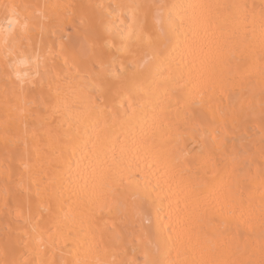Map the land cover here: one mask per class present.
Instances as JSON below:
<instances>
[{
	"label": "snow or ice",
	"instance_id": "6c2138e0",
	"mask_svg": "<svg viewBox=\"0 0 264 264\" xmlns=\"http://www.w3.org/2000/svg\"><path fill=\"white\" fill-rule=\"evenodd\" d=\"M0 105V264H264V0H0Z\"/></svg>",
	"mask_w": 264,
	"mask_h": 264
},
{
	"label": "bare ground",
	"instance_id": "6f19581e",
	"mask_svg": "<svg viewBox=\"0 0 264 264\" xmlns=\"http://www.w3.org/2000/svg\"><path fill=\"white\" fill-rule=\"evenodd\" d=\"M19 2V0H17ZM28 2L31 3H38V4H44V3H52V2H61V3H68L73 5H82V4H96V3H115L118 2V0H28ZM120 2H123V0H120ZM148 2H152V0H148ZM194 2H228V0H194ZM248 3H254L259 4L260 0H247ZM206 111L208 112V115L211 116V111L209 109H201L197 108L196 112ZM2 124H3V109L2 105H0V201L3 200L4 197V182H3V168L5 165V151L3 147V137H2ZM254 131H258L257 128L254 129ZM199 141H196L194 137L189 136L188 139L185 142V147L190 153H195L199 150ZM143 208L145 211V214H151L150 219L154 222L156 220V211L152 204L151 200H144L143 202ZM165 219L164 215L160 216V220L163 221ZM4 227V220L2 214H0V232L3 231ZM24 251L23 246H20V253L22 254Z\"/></svg>",
	"mask_w": 264,
	"mask_h": 264
}]
</instances>
